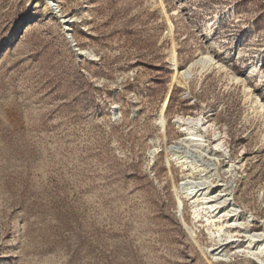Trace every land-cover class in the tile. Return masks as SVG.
Here are the masks:
<instances>
[{
  "label": "rangeland",
  "instance_id": "374dc122",
  "mask_svg": "<svg viewBox=\"0 0 264 264\" xmlns=\"http://www.w3.org/2000/svg\"><path fill=\"white\" fill-rule=\"evenodd\" d=\"M56 2L0 0V264H264V0ZM187 117L237 222L180 191Z\"/></svg>",
  "mask_w": 264,
  "mask_h": 264
},
{
  "label": "bare ground",
  "instance_id": "6f19581e",
  "mask_svg": "<svg viewBox=\"0 0 264 264\" xmlns=\"http://www.w3.org/2000/svg\"><path fill=\"white\" fill-rule=\"evenodd\" d=\"M51 4H53L54 7H57V9L60 11V7L57 4L56 0H51ZM170 26L172 27L171 23ZM211 60L212 59H210V55L203 54L199 60L194 61L192 65L183 69V74L185 75L188 74V71L190 72L192 66L195 63L199 64L203 61L206 64ZM225 67H227V65H225ZM173 68L176 69V71L178 70L176 57L174 58ZM245 88L251 91L250 87L246 84H245ZM169 98H167L166 103H168ZM257 99L258 100L256 101L261 104L262 108H264V101L261 99L259 100L258 97ZM181 121L184 124V128L182 130L186 133V137L183 139V141L179 142L174 146H171L170 151L172 152L173 157L175 156L176 160H178V162L181 163V165H183L185 168L191 169V173L181 183L180 191L182 192L184 197L191 200L194 216L196 218L205 217L207 224H209L212 228L217 224H216V220L210 219V215L212 213L213 214L217 213L218 211H219L218 213H221L222 216L231 217L233 221L237 222L239 220L240 212L235 206V204L232 202V197L230 196L231 193L228 192L224 193L223 195L224 198L214 195L211 178L215 174L212 173V170L209 169V166L205 165L206 163L202 165L199 162H197L196 159L197 156L193 154V150L202 148L204 143L205 136H203L198 131V128L201 127V125L204 126L201 117L181 118ZM222 146H223L222 142L218 141L216 144V149H220L222 148ZM194 173H199L198 177H194L193 176ZM178 201H179V209L181 212L183 208V201L180 197ZM222 230H223L222 227H219L217 231L218 232L217 237L220 239L222 238L223 235H225V237L231 239L233 235H231L230 233L220 234V231ZM249 243L251 245V249L254 251V253L257 254L259 258L262 255H264V236L262 234H255V233L249 234ZM221 249L222 248L219 247L218 248L213 247L211 249L212 255L216 260L227 257L226 252H223L224 250Z\"/></svg>",
  "mask_w": 264,
  "mask_h": 264
}]
</instances>
